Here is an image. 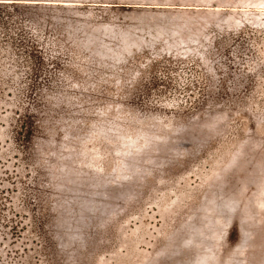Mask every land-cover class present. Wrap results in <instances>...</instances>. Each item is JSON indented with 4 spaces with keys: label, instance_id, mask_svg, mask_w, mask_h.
<instances>
[{
    "label": "rangeland",
    "instance_id": "obj_1",
    "mask_svg": "<svg viewBox=\"0 0 264 264\" xmlns=\"http://www.w3.org/2000/svg\"><path fill=\"white\" fill-rule=\"evenodd\" d=\"M0 264H264V0H0Z\"/></svg>",
    "mask_w": 264,
    "mask_h": 264
},
{
    "label": "trees",
    "instance_id": "obj_2",
    "mask_svg": "<svg viewBox=\"0 0 264 264\" xmlns=\"http://www.w3.org/2000/svg\"><path fill=\"white\" fill-rule=\"evenodd\" d=\"M35 121L33 122V126H32V128L34 127V125H35ZM27 127V126H26ZM31 128V129H32ZM104 132V134L105 135H107V136H109L110 134L108 133V131L107 130H103ZM142 134V138H143V140H144V142L142 141V143H140V144H136V139L137 138H131V140H121L120 138H118V139H115V137H114V139H115V141L119 144L120 143V145H119V152H122V153H127V152H132V148L133 147H130V145L131 144H135L137 147H139V148H142V147H144V146H146V144H150V143H153L156 139H157V137H160V136H154L155 134H153L150 130H148V129H146V130H143L142 132H141ZM104 135V136H105ZM20 136L24 139V140H26V138L27 139H29L30 141H31V134H29V131H25V133H21L20 134ZM136 137V136H135ZM80 155V157H81V154H79ZM78 158H79V156H78ZM77 159V158H76ZM141 167L140 166H138V164H136V163H132V162H129L128 160L127 161H125L124 163H122V164H120V165H118V168H117V171H118V176L120 177H123V176H125L126 174L127 175H130L131 173H133V172H135V171H138V169H140ZM124 171H128V172H130V173H124ZM218 221H219V218L218 217H216V216H210V221H209V223L210 224H212V226H214V225H216L217 223H218ZM220 223V222H219ZM209 227L208 229L211 231L212 229H214V227ZM239 232H240V230H239V226H236L233 230H231V231H229L228 232V239H233V238H236V240H237V235L239 234ZM216 233V231L214 232V231H211V232H207L206 233V236L207 237H209L210 235H212V234H215ZM205 248L207 249V250H210V251H212L213 249L212 248H210V247H208V246H205ZM202 254H200L199 256H198V258H197V260L196 261H202V260H208L207 259V257H209L210 255L212 256V255H214V252L212 251V252H205V250L203 251V252H201Z\"/></svg>",
    "mask_w": 264,
    "mask_h": 264
}]
</instances>
